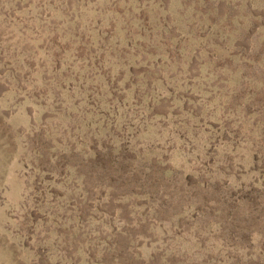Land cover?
<instances>
[{"label": "rangeland", "instance_id": "obj_1", "mask_svg": "<svg viewBox=\"0 0 264 264\" xmlns=\"http://www.w3.org/2000/svg\"><path fill=\"white\" fill-rule=\"evenodd\" d=\"M0 264H264V0H0Z\"/></svg>", "mask_w": 264, "mask_h": 264}]
</instances>
